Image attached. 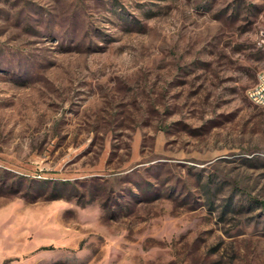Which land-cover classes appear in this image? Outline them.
Returning a JSON list of instances; mask_svg holds the SVG:
<instances>
[{"label":"rangeland","instance_id":"rangeland-1","mask_svg":"<svg viewBox=\"0 0 264 264\" xmlns=\"http://www.w3.org/2000/svg\"><path fill=\"white\" fill-rule=\"evenodd\" d=\"M264 0H0V264H264Z\"/></svg>","mask_w":264,"mask_h":264},{"label":"built area","instance_id":"built-area-1","mask_svg":"<svg viewBox=\"0 0 264 264\" xmlns=\"http://www.w3.org/2000/svg\"><path fill=\"white\" fill-rule=\"evenodd\" d=\"M247 94L254 103L264 105V71L260 73L258 81L248 89Z\"/></svg>","mask_w":264,"mask_h":264}]
</instances>
